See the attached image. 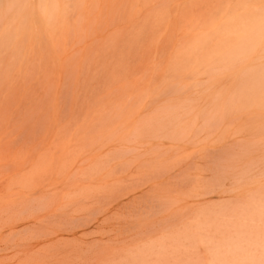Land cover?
<instances>
[{"label":"rangeland","instance_id":"1","mask_svg":"<svg viewBox=\"0 0 264 264\" xmlns=\"http://www.w3.org/2000/svg\"><path fill=\"white\" fill-rule=\"evenodd\" d=\"M4 8L0 264H264V0Z\"/></svg>","mask_w":264,"mask_h":264},{"label":"bare ground","instance_id":"2","mask_svg":"<svg viewBox=\"0 0 264 264\" xmlns=\"http://www.w3.org/2000/svg\"><path fill=\"white\" fill-rule=\"evenodd\" d=\"M57 2V0H0V7L2 6V5H4L5 6V11H4V16H7L9 13H12L11 15H10V18H11V22H13L14 24H16V28H14V29H12V30H10V31H7V32H5V36H10V35H17L16 33H20V32H27L28 31V29H29V27H30V21H31V17L32 16H34V14L35 15H38L39 14V16L40 17H42V18H44L45 16H46V11H47V7L50 5V4H55ZM1 12V11H0ZM1 16H2V12H1V14H0ZM258 15V14H257ZM255 16L253 19H254V21L256 22V20H255V18H257L258 16ZM260 15V14H259ZM0 16V17H1ZM261 16V15H260ZM3 17V16H2ZM264 17V16H263ZM257 20H258V18H257ZM253 21V20H252ZM261 21H263V22H261ZM259 22H261V23H264V20H261L260 19V21ZM253 24V23H252ZM256 24V23H255ZM258 24V23H257ZM261 26V28L260 29H262V26H264L263 24L262 25H260ZM260 26H258V28L260 27ZM257 28V26H254V28ZM252 28H253V26H252ZM264 28V27H263ZM264 30V29H263ZM258 32V30L256 29L255 31H254V33L255 32ZM259 33H261V35H262V31L261 30H259ZM258 34V33H257ZM264 34V33H263ZM254 35V34H253ZM252 35V36H253ZM257 36H259V34L257 35ZM257 36H255V38L257 37ZM254 37V36H253ZM253 39V38H252ZM251 39V40H252ZM259 40L261 39V38H258ZM254 40V39H253ZM252 40V41H253ZM243 41V40H242ZM255 41V40H254ZM259 42V41H258ZM245 43V42H244ZM253 43V42H252ZM258 44V43H257ZM257 44H255L254 46H257ZM247 46V44L245 45V47ZM251 46H253V45H251ZM253 46V47H254ZM252 48V47H251ZM246 49V48H245ZM248 49H249V47H248ZM242 50H244V48H242ZM247 50V49H246ZM237 51H240V50H237ZM242 52V51H241ZM238 53V52H237ZM239 54V53H238ZM241 54V53H240ZM259 84V83H258ZM256 219V218H255ZM253 220H254V218H253ZM252 224H253V222H252ZM239 228V227H238ZM237 228V229H238ZM240 229V228H239ZM249 230V229H248ZM255 231V230H254ZM244 232V231H243ZM246 233V232H245ZM252 233H253V231H252ZM238 238V237H237ZM236 241H237V239H236ZM236 241H235V244H236ZM241 241V240H240ZM237 243H240L239 242V240H238V242ZM232 244V243H231ZM234 244V245H235ZM250 244H251V242H250ZM258 244V243H257ZM233 245V246H234ZM243 247V246H242ZM235 249H236V245H235V247H234ZM237 248L238 249H242L241 248V246H239L238 247V245H237ZM264 248V247H263ZM230 250L232 251V249H231V246H230V249H229V251H227V252H230ZM234 250V249H233ZM237 250V249H236ZM244 250V249H243ZM242 250V251H243ZM240 251V250H239ZM233 254L235 253L234 251L232 252ZM238 254L239 253H242L241 251L240 252H237ZM235 255H237V254H235ZM224 258V257H223ZM224 260V259H223ZM240 260L241 261H243L244 260V258L242 257V258H240ZM225 261V260H224ZM240 261V262H241ZM245 261V260H244ZM247 261V260H246ZM253 260L251 259V262H252ZM219 262H221V260L219 261ZM236 262V261H235ZM234 262V263H235Z\"/></svg>","mask_w":264,"mask_h":264}]
</instances>
